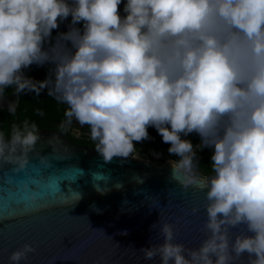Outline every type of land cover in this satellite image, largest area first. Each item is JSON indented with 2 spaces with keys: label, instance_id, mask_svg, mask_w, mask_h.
<instances>
[{
  "label": "clouds",
  "instance_id": "1",
  "mask_svg": "<svg viewBox=\"0 0 264 264\" xmlns=\"http://www.w3.org/2000/svg\"><path fill=\"white\" fill-rule=\"evenodd\" d=\"M33 64L54 67L35 81L24 75ZM10 87L67 105L62 131L88 126L105 162L133 158L150 127L170 145L171 180L205 194L206 238L186 249L162 224L163 243L141 249L145 260L264 264V0H0V96ZM39 140L27 121L10 138L0 132V165L24 170ZM205 148L210 176L197 156ZM35 252L24 244L9 262Z\"/></svg>",
  "mask_w": 264,
  "mask_h": 264
},
{
  "label": "water",
  "instance_id": "2",
  "mask_svg": "<svg viewBox=\"0 0 264 264\" xmlns=\"http://www.w3.org/2000/svg\"><path fill=\"white\" fill-rule=\"evenodd\" d=\"M120 12L125 15L123 4ZM70 23L71 17L60 33ZM2 102L0 96V110ZM148 132L146 142L169 145L155 128ZM39 135L24 170L0 165V264H10L11 253L24 244L36 252L21 264H160L158 256L145 260L140 250L163 243L162 224L174 227L175 242L186 249L199 248L206 238L205 194L172 181L170 165L131 157L105 162L95 149L62 133ZM32 192H38L35 204ZM235 264H248V257Z\"/></svg>",
  "mask_w": 264,
  "mask_h": 264
},
{
  "label": "flooded vegetation",
  "instance_id": "3",
  "mask_svg": "<svg viewBox=\"0 0 264 264\" xmlns=\"http://www.w3.org/2000/svg\"><path fill=\"white\" fill-rule=\"evenodd\" d=\"M64 23L65 21L60 24L58 30L53 31L51 44H55L56 37L61 32ZM49 46V44H45V48ZM53 67L51 64L43 66L33 64L24 70V75L35 81H43L48 78ZM2 104L0 132L4 133L5 138H10L14 126L19 125L22 127L24 122L27 121L29 125L35 124L37 126L39 134L42 132H59L76 145L95 149V144L90 139L88 126L81 128L78 123L73 121L72 125L67 127V131H62L61 124L65 121L67 105L50 96L46 89L42 90L40 95H36L35 93L17 94L14 87L7 88L3 94ZM40 113H43V115ZM169 146L157 148L167 150Z\"/></svg>",
  "mask_w": 264,
  "mask_h": 264
},
{
  "label": "built area",
  "instance_id": "4",
  "mask_svg": "<svg viewBox=\"0 0 264 264\" xmlns=\"http://www.w3.org/2000/svg\"><path fill=\"white\" fill-rule=\"evenodd\" d=\"M142 143L146 144V146L140 147L135 145L137 150L133 153V159L152 165H169L168 161L174 160L171 157L164 156L162 153L164 150L154 148L158 146L147 143L146 141Z\"/></svg>",
  "mask_w": 264,
  "mask_h": 264
},
{
  "label": "rangeland",
  "instance_id": "5",
  "mask_svg": "<svg viewBox=\"0 0 264 264\" xmlns=\"http://www.w3.org/2000/svg\"><path fill=\"white\" fill-rule=\"evenodd\" d=\"M185 139H189L191 140V142L193 143L194 146L199 145L200 144V137L196 134H192L188 137H185ZM137 146L140 147H144L146 146V144L143 143H136ZM155 149H158L157 147H154ZM164 156L167 157H171L172 159L176 160L178 159V157L175 156H170L168 153V150H164L163 152ZM211 155H212V149L209 148H205L203 151H197V156L199 159V164H200V172L201 175L203 176H210L212 175V171H211Z\"/></svg>",
  "mask_w": 264,
  "mask_h": 264
},
{
  "label": "trees",
  "instance_id": "6",
  "mask_svg": "<svg viewBox=\"0 0 264 264\" xmlns=\"http://www.w3.org/2000/svg\"><path fill=\"white\" fill-rule=\"evenodd\" d=\"M170 147V146H169ZM160 150V149H159Z\"/></svg>",
  "mask_w": 264,
  "mask_h": 264
}]
</instances>
